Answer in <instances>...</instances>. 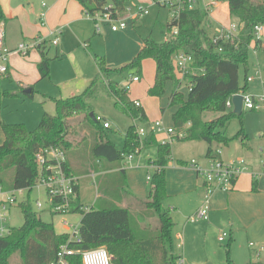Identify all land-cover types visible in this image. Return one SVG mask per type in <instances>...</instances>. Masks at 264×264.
Returning <instances> with one entry per match:
<instances>
[{"label": "trees", "instance_id": "1", "mask_svg": "<svg viewBox=\"0 0 264 264\" xmlns=\"http://www.w3.org/2000/svg\"><path fill=\"white\" fill-rule=\"evenodd\" d=\"M84 12L108 14L111 19L127 16L126 5L131 0H76ZM228 4L229 15L236 18L239 30L233 42L222 43L218 51L212 42L209 9L187 5L176 18L164 24L165 39L155 41L150 35L142 38L138 53L127 64L110 68L104 56L95 55L98 74L84 90L73 96L55 98V113H44L33 129L24 123H2L4 139L0 144V189L31 190L37 178L36 154L49 146L60 147L66 155L65 169L76 177L96 174L98 197L92 207L79 204L74 199V212L81 213L78 239L68 233L58 234L52 222L37 217L29 197L20 202L23 223L10 227L0 236V264H7L8 257L18 252L24 264H49L65 245L74 253L68 256L69 264H82L80 252L106 246L113 254L112 264H183L182 254L175 251L173 240L174 221L171 211L163 202L166 193V166L171 155L170 143H160L150 131L140 138L134 120H146L141 106L131 101L126 90L109 78L111 72L140 75L142 62L153 59L155 72L152 85L147 89L150 96L161 97L168 82L172 83L169 105L176 107L172 113L174 140H200L208 144L206 157H212L213 144L229 145L239 139L247 147V134L242 128L231 137L225 128L236 115L226 106L233 94L244 92L249 70V46L256 24L264 27V0H222ZM5 19L0 5V22ZM176 29L175 33L173 29ZM169 32V35L166 34ZM264 35V33H263ZM262 40L256 39V46ZM41 48V47H40ZM40 50L37 64L40 79L50 74V58ZM179 52L192 58L190 71L182 78L173 65V56ZM240 71L245 85H240ZM131 76V75H130ZM107 78V86L115 98L117 108L128 114L133 122L124 132V144L118 149L109 138L107 129L95 120L89 100L95 95L98 84ZM187 84V93L180 90ZM15 93L0 88V99ZM27 96L32 97L33 91ZM163 110V108H162ZM205 111L219 115L211 120L203 119ZM86 130L88 134L82 133ZM155 146L156 158L148 159L155 165L150 175L146 196L135 195L128 187L122 162L129 154L141 147ZM256 175H253L255 178ZM78 191V185H77ZM252 190L256 191L255 182ZM139 206L133 213L129 206H122L124 198ZM146 219L147 224H141ZM153 219V220H151ZM229 242L226 248V264H233Z\"/></svg>", "mask_w": 264, "mask_h": 264}, {"label": "rangeland", "instance_id": "2", "mask_svg": "<svg viewBox=\"0 0 264 264\" xmlns=\"http://www.w3.org/2000/svg\"><path fill=\"white\" fill-rule=\"evenodd\" d=\"M43 1L46 3L45 5H43ZM47 4H49L48 0H13L10 2L9 6L6 4V8L9 9L8 11L11 10V7L14 8L19 18L25 22V31L28 32V34L24 32L22 38L26 40L24 42L32 41V38H29L32 31L36 30L34 34H38L37 26L40 25L41 21L38 15L45 12ZM138 6L145 7L148 12L134 19L133 17H135L137 13ZM196 6L201 8L207 7L209 9L208 17L211 23L209 28L212 34L219 25L228 26L229 24L237 23L236 18L229 15L226 1L217 0L216 3L212 5H207L205 2L199 1ZM126 9L127 17L125 20L130 24L139 41L140 37H145L146 35H150L157 42L163 41L165 39V34L162 32L164 24L170 21L175 15V10L172 7L161 6L153 0H131L127 2ZM90 18L92 20V25L98 26L101 34L104 35L106 31L103 23L108 24V27L111 29V20L105 19L103 16H99L97 20H94L93 16ZM2 24H4V21L0 22V30L3 31L4 34ZM95 29L96 27H94V30ZM166 34L169 35V32L166 31ZM60 35V37L65 36V34ZM95 36L98 38L99 35ZM112 39L110 37L105 40L103 39L101 43H99V47H101V50H99L101 52L99 53L101 54L98 52L95 53L103 55L102 51L106 49L110 51L111 57L118 59L123 58L124 54L122 53V55L119 56L118 51L119 49L121 51L125 50L127 47V40ZM256 39L257 38L254 36L249 46V70L247 75L251 80L246 83L243 94L254 98L260 104L264 105V35L261 37V48L256 46ZM45 43L46 42H44V44ZM78 46L81 49H75L70 54L60 57V59H53L50 62L49 76L41 80H39L40 75L37 67L40 60V48L33 46L30 48L27 55H21L13 51L8 54L5 62L8 73L6 76H1L2 74H0V88L15 93L16 95L4 96L0 99V132L2 131L1 125L4 122L24 123L28 129H33L44 113H55V98H64L81 93L89 82L96 77L98 70L91 57L94 54L91 45L87 49H85L86 46L83 43L78 44ZM48 53L50 57L54 56V46L50 47ZM86 54L88 56H86ZM128 61L122 62L118 67L127 64ZM141 70L142 72L139 75L140 80L137 82H129V76L132 75L131 71H126L124 73L111 72L109 78L117 81L122 90H125L126 86H128L126 92L131 101L135 99L139 100L141 107L147 115V119L143 121L134 120L138 127L149 130L153 126L154 121L158 119L162 120V122L167 125L176 108L169 105L172 83L168 82L166 84L165 92L161 97L150 96L147 93V88L151 85L154 78L155 62L153 59H145L142 62ZM240 85H245L243 71H240ZM22 87L32 88L33 96L27 97L22 95ZM180 90L185 94L187 93L188 89L185 82L182 83ZM89 104L93 112L103 117V119L110 124V127L107 129L108 136L118 149H122L124 144V132L133 120L128 114L116 107L115 98L110 93L107 86V78H104L98 84V89L95 95L89 100ZM218 115L219 113L217 112L205 111L203 113V119L211 120ZM242 126L247 134L246 139L248 147H245L239 139L232 140L228 148L213 144V157L205 156L208 147L205 141L170 140L171 155L166 166L167 181L176 182L178 176L179 178L182 176L180 172L184 174V179H188L189 174H194L192 172L196 170L194 164L206 167L213 159L223 161L224 163H229L238 159H243L251 163L264 161V109L248 110L243 108L241 118L234 117L231 119L225 128V134L228 137L234 136ZM81 132L88 134L86 130H82ZM1 134L3 135V133ZM155 136L159 142L158 136ZM156 152L157 149L155 146L141 147L134 154L133 160L128 161L124 159V164L125 162L127 163L125 168L127 170L130 169V179L133 177V180L137 182L139 180L144 184L149 183L147 176L153 173L155 165L151 162H147V160L150 158L154 160L156 158ZM260 170V165L249 168L248 171L244 170L237 176V181L241 184L249 183L253 174H257L259 178H262L263 173L259 172ZM198 178L199 180H204V177L200 173H198ZM79 185L81 198L85 202L90 203L96 190L92 177L89 175L81 176ZM147 187L149 188V184ZM15 196L17 201L11 207L7 217L9 228L18 227L23 223V214L19 204L29 197L32 209L39 213L41 219L45 222H52L57 230L61 229L59 221L62 216L51 214L47 207L38 209L35 205L37 199L45 202V194L43 191L33 187L31 190L23 189L22 191H17ZM163 203L164 206L167 205L168 199ZM125 204L126 203L123 205ZM126 205L129 206V209L133 213H138L139 206L132 200L127 199ZM208 213L209 211L207 212V216ZM69 215L65 216L71 221H79L81 217L79 211ZM140 221L141 224L145 225L149 220L140 219ZM222 230L219 234L223 232L228 234L225 229ZM227 236L225 240L221 242L217 239V236L215 240L213 238L210 239L209 236L206 239L203 237L202 241L198 242L199 250L195 254V261H198L200 264L201 262L205 263L206 260H209L207 264H217L216 252L220 250L219 248L225 251L227 244L229 242L231 243L230 240H227ZM203 240L204 242L206 241V243H203ZM249 241L250 239H247L245 234H242L239 239V243L242 244V247L252 251L249 247ZM234 243L236 244V242ZM174 247L176 252L183 254L181 247L178 248L175 244ZM111 255L113 256L112 253ZM256 256L257 255L254 256V254H252L251 258H256ZM225 259L226 254H224V264Z\"/></svg>", "mask_w": 264, "mask_h": 264}, {"label": "crops", "instance_id": "3", "mask_svg": "<svg viewBox=\"0 0 264 264\" xmlns=\"http://www.w3.org/2000/svg\"><path fill=\"white\" fill-rule=\"evenodd\" d=\"M12 1L13 0H0V5L5 14V19L2 20V22L4 21V24H2L4 28V43L13 50L20 42L26 41L22 38L24 32L25 34H28V32L25 31V22H23L21 18H19L15 9L11 7V10L8 11L9 9L6 8V4L7 6H9L10 2ZM48 2L49 4L46 5L44 12L45 17L42 19L41 13L38 15L39 20H41L40 25L37 26L38 34H34V32H36V30H34L29 35V38H32V41L37 38H41L44 40V42H46L41 46L40 49L44 50V52L50 58V62L53 59H60V57L70 54L73 50L80 48L78 44L82 43L86 46L85 49H87L91 45L92 52H94L93 55L91 53V57L94 60L95 55L101 54L99 53L101 52L99 51L101 50V47H99V43H101L103 39L105 40L109 37L111 39L113 38L112 40H114V38H117L119 40H127V47L125 48V50L121 51L119 49L118 51L119 56H121L122 53L124 54L123 58L118 59L111 57L110 51L106 49H103V55H99L104 56L106 63L110 68H119L118 66L121 65L122 62L128 60V62H130L138 53L142 45V38L144 37H140L139 41L138 37L136 36L135 32L128 22L127 26L124 29H120L117 31L111 30L108 27V24L103 23L104 27L106 28V31L103 35L99 30H94V27L96 26L92 25L90 16L86 15L78 1L48 0ZM57 28L58 30L60 29V34H65V36L60 37L61 35L58 34V42L56 44H52L51 40L53 38V35L50 32L56 30ZM164 28L165 27H163V30ZM95 35H99L98 38ZM32 41H27L26 43H30ZM51 46H54L53 57H50L48 55ZM95 52H98L99 54ZM86 56L88 55L86 54ZM93 62L97 67L96 62ZM39 80H41L40 77ZM151 85H149L148 88ZM26 89L29 88H21L22 95L27 96V94H31L33 91V89L30 88L31 91L27 93L25 92ZM167 126H173L172 115L171 120L167 124ZM1 133L3 132H0V144L4 139V135H2ZM229 145L220 146L228 148ZM133 158L131 160H133ZM150 160L152 159L150 158ZM246 164L249 168H254L260 165L261 170L259 172L263 173L262 178H259L257 174H255L256 177L253 178V174L250 178V182L246 184L239 183L236 178L232 189L228 191L219 189L214 190L208 196L209 213L207 219H196L194 221L190 219L202 206L206 195L204 180H199L198 173L196 171V173L192 172L194 174H189L188 179H184V174L180 172L182 176L180 178L178 176V180L176 182H169L166 178V193L168 196L165 201L168 199V204L165 205V207H168L171 211L172 219L174 221V244L178 246V248L181 247V249L183 250V254L181 253L183 264H199L198 261H195V254L199 250L198 242L202 241L203 237L206 239L208 236L210 239L213 238L214 240L217 236L218 239L220 235L219 233L222 229H225L228 232L227 240L231 241L229 252L233 264H264V166L262 161L253 163L246 161ZM122 165L125 170L129 189L137 196H146L149 190V188L147 187L149 183L144 184L139 180L138 182L140 183H138L137 181L133 180V177L130 179V169L127 170L125 168V166H127V163L125 162L124 164L123 161ZM88 175L92 177L96 190L95 195L90 203L85 202L81 198V190L79 185L81 176L78 177L77 202L83 207H92L95 203L96 198L98 197L97 187L95 183L96 174L90 173L82 176ZM254 182L257 189L256 191L252 190V185ZM127 199L126 197L124 198L122 206H125L127 204ZM124 203L126 204L123 205ZM73 212L74 211H72V213ZM64 218L69 220L66 216ZM62 219L63 217H61L59 221V223L61 224V229L57 230L53 224L54 229L58 234H69L70 230L61 223ZM80 219L81 217L79 218V221H69L76 226H79ZM242 234H245L246 238L250 239L249 247L253 252L248 250L247 248L242 247V244L239 243V239L241 238ZM234 242H236V244ZM203 243H206V241L204 242L203 240ZM219 249L220 252L217 251L215 254L217 257V264H224V254H226V249L225 251L222 248ZM252 254H254V256L257 255L256 258H251ZM207 263H209V260H206L205 263L201 262L200 264ZM7 264H24V262L20 254L18 252H15L8 257Z\"/></svg>", "mask_w": 264, "mask_h": 264}, {"label": "built area", "instance_id": "4", "mask_svg": "<svg viewBox=\"0 0 264 264\" xmlns=\"http://www.w3.org/2000/svg\"><path fill=\"white\" fill-rule=\"evenodd\" d=\"M155 3L161 6L172 7L175 11L173 18H176L180 10L185 5L189 8L194 7L199 1L205 2L207 5L216 3L217 0H153ZM46 3L43 2V5ZM147 9L142 6L137 7V13L134 18L139 15L147 13ZM90 17L93 16L94 20H97L99 16H103L105 19L111 20V30L117 31L124 29L127 26L126 17L120 19H111L108 14L94 13L93 15L86 14ZM45 17V13H41V18ZM96 30L99 27L96 26ZM176 29H173L172 33H175ZM239 30V24L232 23L228 26L219 25L215 32L212 34V42L216 46L218 51L222 50V43L233 42L236 38ZM53 35L51 40L52 44L58 42V34L60 30H53L50 32ZM264 33V27L262 24H256L253 29V36L257 39H261ZM44 44V40L37 38L30 43L20 42L15 49H10L4 43V34L0 30V74L6 75L8 73L7 65H5L6 58L10 52H18L21 55H27L30 48H40ZM192 58L190 55L179 52L173 56V65L176 71L179 73L180 78L190 71V64ZM140 78L138 75L129 76V82H137ZM251 78L248 77L247 81ZM126 86L125 90H127ZM241 93V92H239ZM243 108L248 110H260L264 109V105L260 104L254 98L244 95L243 92ZM232 95L226 100V106L232 109L231 102ZM135 105L141 106L138 100H134ZM95 120L100 122L105 128L110 127V124L103 119L100 115H96ZM150 131L158 136L160 143H170V140H174L175 131L172 126L165 125L162 120H156L153 126L149 130H145L143 127L136 128V132L140 138L146 136ZM134 154H129L125 157L127 160H131ZM213 157V156H212ZM35 163L37 166V178L33 185L44 192L45 202L37 199L35 205L38 209L47 207L51 214H57L63 217L61 223L69 228L70 238L78 239L79 229L78 226L65 219V215L72 213L75 208L74 199L77 195L78 177L68 174L65 169L66 155L64 151L58 146H49L40 150L35 156ZM264 166V161H262ZM196 166V172L200 173L204 177V183L206 186L205 200L202 206L197 210L195 215L190 219H207L208 212V196L214 190L228 191L232 189V186L237 176L244 170L248 169L246 161L238 159L229 163L215 160L209 163L206 167L194 164ZM150 179V175L147 176ZM32 187V188H33ZM22 190H10L4 191L0 189V236L6 235L9 232L7 223V217L13 204L16 203L17 198L15 193ZM227 233L223 232L219 235L218 239L224 241ZM74 251L63 245L56 253V258L49 262V264H69L68 256L72 255ZM82 264H112L113 256L105 246H99L95 248L86 249L80 252Z\"/></svg>", "mask_w": 264, "mask_h": 264}, {"label": "water", "instance_id": "5", "mask_svg": "<svg viewBox=\"0 0 264 264\" xmlns=\"http://www.w3.org/2000/svg\"><path fill=\"white\" fill-rule=\"evenodd\" d=\"M31 89H26L25 92H30ZM232 102V112L236 115H239L243 111V95L241 93H235L231 97ZM40 218V215H37Z\"/></svg>", "mask_w": 264, "mask_h": 264}]
</instances>
